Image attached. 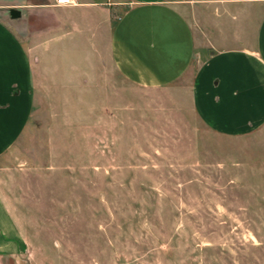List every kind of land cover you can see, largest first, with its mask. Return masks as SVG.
<instances>
[{
    "label": "rangeland",
    "instance_id": "obj_1",
    "mask_svg": "<svg viewBox=\"0 0 264 264\" xmlns=\"http://www.w3.org/2000/svg\"><path fill=\"white\" fill-rule=\"evenodd\" d=\"M99 3L113 20L127 8ZM193 6L233 40L264 12V0ZM83 17V32L39 54L84 62L101 35ZM56 64L40 61L28 126L0 159L1 198L28 243L19 264H264V125L213 133L185 81L143 89L105 61Z\"/></svg>",
    "mask_w": 264,
    "mask_h": 264
},
{
    "label": "crops",
    "instance_id": "obj_2",
    "mask_svg": "<svg viewBox=\"0 0 264 264\" xmlns=\"http://www.w3.org/2000/svg\"><path fill=\"white\" fill-rule=\"evenodd\" d=\"M119 1L127 8L113 20L100 0H72L61 7L50 0H0V159L28 126L35 75L44 60L105 61L143 89L185 81L193 114L213 133L237 136L264 125V12L247 39L233 40L225 37L223 20L215 21L193 0ZM13 10L18 17L9 16ZM92 14L101 39L82 53L84 62H59V50H52L51 58L39 54L43 42L83 32V16ZM27 248L0 194V264H19Z\"/></svg>",
    "mask_w": 264,
    "mask_h": 264
},
{
    "label": "built area",
    "instance_id": "obj_3",
    "mask_svg": "<svg viewBox=\"0 0 264 264\" xmlns=\"http://www.w3.org/2000/svg\"><path fill=\"white\" fill-rule=\"evenodd\" d=\"M72 0H50V5L53 7L70 6Z\"/></svg>",
    "mask_w": 264,
    "mask_h": 264
},
{
    "label": "water",
    "instance_id": "obj_4",
    "mask_svg": "<svg viewBox=\"0 0 264 264\" xmlns=\"http://www.w3.org/2000/svg\"><path fill=\"white\" fill-rule=\"evenodd\" d=\"M9 16L11 18L18 17L19 16V13L16 10H13V11H10Z\"/></svg>",
    "mask_w": 264,
    "mask_h": 264
}]
</instances>
